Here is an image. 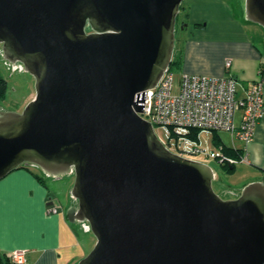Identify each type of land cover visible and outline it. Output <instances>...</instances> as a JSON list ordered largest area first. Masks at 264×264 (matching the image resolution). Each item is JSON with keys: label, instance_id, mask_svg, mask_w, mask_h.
<instances>
[{"label": "water", "instance_id": "water-1", "mask_svg": "<svg viewBox=\"0 0 264 264\" xmlns=\"http://www.w3.org/2000/svg\"><path fill=\"white\" fill-rule=\"evenodd\" d=\"M182 2L0 0L2 55L36 88L20 113L0 109V180L29 165L75 174L68 220L96 238L77 264H264V182L223 199L212 167L139 115ZM244 9L264 28V0Z\"/></svg>", "mask_w": 264, "mask_h": 264}, {"label": "crops", "instance_id": "crops-1", "mask_svg": "<svg viewBox=\"0 0 264 264\" xmlns=\"http://www.w3.org/2000/svg\"><path fill=\"white\" fill-rule=\"evenodd\" d=\"M215 1L221 8L227 5L225 0ZM243 14L241 6L240 18L233 16L229 20L227 16L228 24L219 25L213 34L204 30L197 39L182 37L174 46L173 57H179L182 72L214 77L229 72L237 81L238 95L262 80L264 97V28L244 20ZM227 59H231V65L225 68ZM241 118L242 110H237L236 127L241 126ZM217 136L221 140L218 149L225 145L242 151L239 178L243 184L234 195L250 182H264V117L255 124L248 143L227 131L219 130ZM36 175L43 180L38 172L23 167L0 180V251L25 250V264H75L93 248L96 238L85 235L88 231L81 222L68 220L69 208H61L60 199ZM21 197L36 199L37 205L20 211L17 202ZM52 204L58 210L48 214Z\"/></svg>", "mask_w": 264, "mask_h": 264}, {"label": "built area", "instance_id": "built-area-1", "mask_svg": "<svg viewBox=\"0 0 264 264\" xmlns=\"http://www.w3.org/2000/svg\"><path fill=\"white\" fill-rule=\"evenodd\" d=\"M231 65V59L225 61V68ZM175 72L171 65L158 80V84L145 90L143 111L139 115L154 126L165 125L173 129L174 139H170V149L178 151L182 156L194 159L201 152L196 148H187V139L181 135H189L195 129L227 131L248 143L252 140L257 121L264 117V97L262 80L255 81L244 92L238 95L237 81L228 72L222 76H209L197 73L182 72L178 91L175 87ZM242 110L241 126L234 125L235 112ZM170 149V150H171ZM220 163H238L228 158L221 150L211 154ZM208 156V154H207ZM196 160V159H195ZM242 161V158H241ZM56 213L58 206L52 204L47 209ZM13 264L26 263V251L15 249L7 252Z\"/></svg>", "mask_w": 264, "mask_h": 264}, {"label": "rangeland", "instance_id": "rangeland-1", "mask_svg": "<svg viewBox=\"0 0 264 264\" xmlns=\"http://www.w3.org/2000/svg\"><path fill=\"white\" fill-rule=\"evenodd\" d=\"M182 1L183 2L179 8V15L176 19L175 45L181 41L182 37H192L193 39H197L199 38L198 36L205 33V31H207L206 33L211 32L213 34L219 25L224 26L225 24H228L226 22L227 16L230 15L229 20H231L233 16L240 18L241 6H243L244 9L245 5V0H225L227 5L222 8L215 0ZM243 18L244 20L246 19L245 9ZM170 65L175 72V87L173 93H176L178 91V81L182 71L179 70L176 65L172 63ZM0 75L7 81V93L4 99H0V108L6 111L12 110L20 113L35 95V77L24 69L15 68L8 60L6 61L1 52V44ZM154 129L158 139L166 142L170 134L169 128L165 125H160L154 126ZM214 136L215 132L210 129H199L195 137L190 134L184 136L183 134L181 135V137L187 139L186 146L188 149L197 147L201 151L196 154L194 159L209 164L212 167L213 172L218 175V178L215 177L212 181L213 189L217 195L223 199H233L236 197V195H234L236 190H239L243 184L242 180L239 178L241 175L240 161L236 164V167L232 172L225 171L224 167L221 166L222 163L219 164L217 159L211 155L214 152L220 151L214 140ZM171 139L173 140L174 136ZM175 152L178 153L176 150ZM28 169L33 170L34 172L36 171L41 175L48 191L60 199L62 203L61 208L68 209L75 203L77 204L70 191L75 182L74 173L54 177L48 173L46 174V172L37 165H29ZM33 205H37L36 199L33 198L28 199L21 197L17 202V208H19L20 211L24 210V212L28 209L31 210ZM85 235L93 236L95 238L91 231L86 232ZM78 261L75 264H77Z\"/></svg>", "mask_w": 264, "mask_h": 264}, {"label": "trees", "instance_id": "trees-1", "mask_svg": "<svg viewBox=\"0 0 264 264\" xmlns=\"http://www.w3.org/2000/svg\"><path fill=\"white\" fill-rule=\"evenodd\" d=\"M172 64L176 65V67H179L180 65V59L178 56H174L172 58ZM6 93H7V81L5 78H3L1 75H0V99H4L5 96H6ZM199 129H195V130H192L190 133L191 136L194 135V137L196 136L197 132H198ZM215 132V136H214V140L216 141L218 147H219V144L221 143V140L220 138H218L217 136V132ZM174 131L173 129L170 128V134H169V141H167V145L170 146V139L173 138L174 135ZM171 149V148H170ZM221 149V152L223 153V155H225L226 157L228 158H233L235 160H237L238 162L241 161V156H242V151L241 150H238V149H233V148H228L227 146L225 145H221L220 147ZM171 151H174V149ZM221 166L224 167L225 171L227 172H232L234 170V168L236 167V163H222ZM25 168H28V166H23ZM36 177L38 178V180L42 181L41 178L39 176L36 175ZM228 193V192H227ZM0 264H13L11 263V260L8 256V253L7 252H1L0 251Z\"/></svg>", "mask_w": 264, "mask_h": 264}, {"label": "flooded vegetation", "instance_id": "flooded-vegetation-1", "mask_svg": "<svg viewBox=\"0 0 264 264\" xmlns=\"http://www.w3.org/2000/svg\"><path fill=\"white\" fill-rule=\"evenodd\" d=\"M11 64H12V63H11ZM12 65H13L14 67L16 66L17 68H18V66H19L17 63H16V64H12ZM0 109H1V108H0Z\"/></svg>", "mask_w": 264, "mask_h": 264}]
</instances>
